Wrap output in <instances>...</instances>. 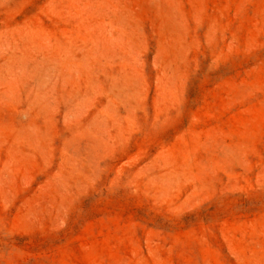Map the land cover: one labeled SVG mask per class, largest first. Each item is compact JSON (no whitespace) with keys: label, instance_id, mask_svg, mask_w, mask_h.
I'll use <instances>...</instances> for the list:
<instances>
[{"label":"rangeland","instance_id":"rangeland-1","mask_svg":"<svg viewBox=\"0 0 264 264\" xmlns=\"http://www.w3.org/2000/svg\"><path fill=\"white\" fill-rule=\"evenodd\" d=\"M0 264H264V0H0Z\"/></svg>","mask_w":264,"mask_h":264}]
</instances>
